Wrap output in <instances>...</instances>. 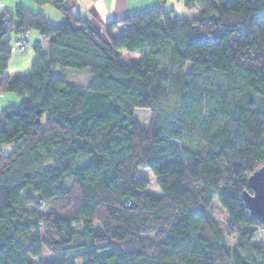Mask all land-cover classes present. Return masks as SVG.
I'll use <instances>...</instances> for the list:
<instances>
[{
  "label": "trees",
  "instance_id": "16d2710c",
  "mask_svg": "<svg viewBox=\"0 0 264 264\" xmlns=\"http://www.w3.org/2000/svg\"><path fill=\"white\" fill-rule=\"evenodd\" d=\"M35 2L60 23L0 14V89L22 98L0 114V143L15 144L0 150V264H264L243 199L264 163V0H185L197 16L158 5L102 28L65 0ZM31 29L47 51L10 76ZM70 67L92 80L55 74Z\"/></svg>",
  "mask_w": 264,
  "mask_h": 264
},
{
  "label": "crops",
  "instance_id": "0c3cea01",
  "mask_svg": "<svg viewBox=\"0 0 264 264\" xmlns=\"http://www.w3.org/2000/svg\"><path fill=\"white\" fill-rule=\"evenodd\" d=\"M68 1L70 2V5L73 6V12L75 14L81 16L82 18H84L90 24H92L97 28H102L103 22L111 19H119L126 13H137L152 7H156L158 5H165L166 8L174 9L175 14L179 16L183 15V17H190V16L195 17L199 14L201 10L199 6L189 8L185 4V0H178L179 1L178 8L177 6H175L174 3L171 4L170 0H68ZM48 5L49 4H42V5L38 4L35 2V0H0V14L6 13L11 18H14L15 10L19 6H23L28 11L34 13L41 12L47 18L52 17L53 15L54 18L57 17L56 21H61L63 15L61 13H59L60 15H57V13L52 11V9H50L51 7H49ZM11 38H12L11 42L14 41L17 38V33L15 32L12 33ZM30 43L32 44L35 43L34 46L40 44L42 45V47H44L45 40L37 30V32L30 33L29 44Z\"/></svg>",
  "mask_w": 264,
  "mask_h": 264
},
{
  "label": "rangeland",
  "instance_id": "374dc122",
  "mask_svg": "<svg viewBox=\"0 0 264 264\" xmlns=\"http://www.w3.org/2000/svg\"><path fill=\"white\" fill-rule=\"evenodd\" d=\"M65 1H66L65 4L70 5V2L68 0H65ZM170 2H171V4L174 3L175 6H177V8H178V6H179L178 0H170ZM48 6L51 7L50 9H52V11L57 13V15H60L59 13H61V12H59V10H57L54 6H52L50 4ZM179 10H180V8H179ZM47 14H49V13H47ZM47 16H49V15H47ZM181 16H183V15H181ZM191 17H194V16H190V18ZM48 18L49 19L51 18L50 20L53 24L60 23V21H56L57 17L54 18L53 15H52V17H48ZM32 32H37V30L31 29L28 31L29 41H30V33H32ZM123 32H124V26L123 25H120L117 29H115V34L117 36H120ZM34 44H32V43L28 44V46L25 50H14L12 52L11 60H10L9 66L6 70L7 71L6 73L8 75L13 76V75L18 74V73H28L31 71L32 63L36 59L35 58L36 52H35ZM43 49H44V51H47V45L46 44L44 45ZM121 53H122V58L124 60H131V59L138 60V59H140V57L142 55L138 51L132 52V51H129L126 49H122ZM192 65H193L192 62H188L186 69L190 70L192 68ZM55 74L66 79V80H69V81H72V82H75L78 84H87L92 80V74H91L89 69L79 70V69H75V68L70 67V68H67L65 71L55 70ZM21 99L22 98L14 92H4L0 89V114H1V111L3 108H5L9 105L19 104ZM262 140L264 141V136H263ZM14 147H15L14 143H0V150L4 153H9L10 151H12L14 149ZM140 174H141V176L148 179L149 189L151 191H153L155 194L159 195L161 193V190H160L159 186L157 185V183L155 182L154 176L151 173V171L147 168H141ZM63 182L65 183V182H67V180L64 179ZM214 211L218 215H221L223 213V210L217 204H215V206H214ZM55 258H57V256L50 254L47 251H45L43 253L42 258H40L38 261L41 263H46V262L53 260Z\"/></svg>",
  "mask_w": 264,
  "mask_h": 264
},
{
  "label": "water",
  "instance_id": "95a60500",
  "mask_svg": "<svg viewBox=\"0 0 264 264\" xmlns=\"http://www.w3.org/2000/svg\"><path fill=\"white\" fill-rule=\"evenodd\" d=\"M248 186L243 199L251 215L264 224V163L250 175Z\"/></svg>",
  "mask_w": 264,
  "mask_h": 264
},
{
  "label": "built area",
  "instance_id": "2783aa9c",
  "mask_svg": "<svg viewBox=\"0 0 264 264\" xmlns=\"http://www.w3.org/2000/svg\"><path fill=\"white\" fill-rule=\"evenodd\" d=\"M28 37L27 32L25 30H21L20 37L15 41L12 46L13 50H24L28 45Z\"/></svg>",
  "mask_w": 264,
  "mask_h": 264
}]
</instances>
